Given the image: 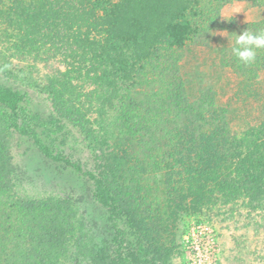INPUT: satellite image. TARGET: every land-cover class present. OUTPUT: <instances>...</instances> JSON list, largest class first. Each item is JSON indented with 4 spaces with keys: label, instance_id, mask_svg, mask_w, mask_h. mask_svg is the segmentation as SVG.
<instances>
[{
    "label": "rangeland",
    "instance_id": "374dc122",
    "mask_svg": "<svg viewBox=\"0 0 264 264\" xmlns=\"http://www.w3.org/2000/svg\"><path fill=\"white\" fill-rule=\"evenodd\" d=\"M140 1L129 0L128 8L118 10L113 7L120 0H95V6L89 10L99 15L109 14L106 25L114 31L115 40L123 41L127 31L134 33L129 25L134 21L131 8ZM155 2L172 11L159 17L165 25L168 22L165 30L154 24L144 40L135 42L133 54L119 50L135 66V53L140 54L139 50L146 52L145 55L141 52L144 62L149 57L141 71L148 80L135 88L146 98L137 95L132 100V105L141 111L136 114L149 118V111L159 112L161 121L171 122L165 126L171 131L162 129L161 125L154 126L155 136L161 138L164 131L165 137H171L183 129L186 120L195 119V102L210 93L213 103L229 112L226 115L229 135L236 141L242 139V143L249 139L245 142L250 144L254 134L251 129L264 122V59L245 60L247 65L241 70H254L252 78L245 80L231 67L221 65V50L235 43L239 36L234 26L254 24V31H260L257 26L264 27V7L245 0H235L220 8H208L203 6V0H193L189 9L186 0ZM187 22L191 28L184 25ZM243 42L246 49L252 44L247 39ZM250 53L247 49L246 55ZM63 59L60 53L51 59L48 69L41 64L39 69L48 73L52 67L63 70ZM130 64L125 66L129 68ZM20 65L29 67L23 62ZM3 77L0 73V81ZM8 83L13 85L12 79L8 78ZM21 90L26 91L25 101L19 106L25 118L19 117L16 125L26 130V134L16 133L6 138L10 143L4 162L8 172L11 169L15 172L7 179V184H15L10 194L12 202L20 207L31 203L35 211L28 220L24 218L26 224H12L18 214L16 210L0 214V242L10 253L0 264H187L182 236L195 217L208 221L217 232L220 248L217 264H264V145L263 151L260 148L257 153L242 148L235 157L231 155L221 171L224 177L214 185L218 187L232 176L230 183L237 169L242 171L241 161L254 158L259 166L257 172L253 170L257 174L254 178L258 184L263 183L258 202L243 193L235 204L203 207L188 197L185 201L163 202L158 209L160 219L153 217L151 221L140 222L142 211L132 201L115 202L106 208L98 207L97 200L91 197L103 188L101 182L114 167V155L127 159L133 151L138 152V147L126 142L118 130L122 119L114 123L107 121L99 127L96 123L88 125L89 116L92 121L98 119V115L89 114V120L86 117L87 121H83L86 128L79 132L73 126L76 110L71 104L59 107L33 89ZM263 135L264 132L260 139L264 142ZM133 156L136 159L128 160L131 168L142 159L140 153ZM26 168L38 169L37 179L25 180ZM241 175L244 176V171ZM15 176L16 183L12 179ZM173 177L177 179L178 175ZM148 185L149 182L142 181V189H149L145 188ZM156 193L160 196L161 192ZM167 193L173 194V189ZM131 213L132 217L128 218Z\"/></svg>",
    "mask_w": 264,
    "mask_h": 264
},
{
    "label": "trees",
    "instance_id": "16d2710c",
    "mask_svg": "<svg viewBox=\"0 0 264 264\" xmlns=\"http://www.w3.org/2000/svg\"><path fill=\"white\" fill-rule=\"evenodd\" d=\"M94 1L0 0V73L4 76L3 81H0V214L16 210L18 214L12 224H26L35 211L30 206L31 203L26 202L20 207L12 202L10 194H13L15 184H7V179H11L10 174L15 172L14 169L8 172L4 162V154L10 143L6 138L13 137L16 133L26 134V130L23 131L16 125L19 117L25 118L19 107L25 101L23 95L26 91L21 90L23 87L45 95L56 106L71 104L70 107L76 110L73 126L79 132L86 128L83 121L86 117L88 119L89 114L98 115V119L92 121L89 116L90 121L86 120L88 125L96 123L99 127L107 121L114 123V120L122 119V127H118V130L125 136L126 142L138 147V152L133 151V155L140 153L142 159L131 168V161L128 160H132L133 155L127 159L114 155V167H111L112 171L101 182L103 188L100 187L98 194L96 192L91 196L97 200L95 204L98 207L111 208V204L115 202L132 201L142 211L139 221L143 222L145 219L151 221L153 217L160 219L159 210L163 202L170 204L171 201H185L188 197L203 207L235 204L243 193L245 197L258 202L257 196L263 183L260 181L258 184L254 178L257 174L254 175L253 170H259L254 158L241 161L244 176L237 169L239 174L230 183L232 176L219 183L218 187L214 185L224 177L221 171L230 161L231 155L235 157L242 148L252 149L251 154L257 153L260 148L263 151L264 142L260 135L264 132V122L251 129L254 134L250 137V144L245 142L249 139L243 143L240 142L242 139L236 141L229 135L226 118L229 112L213 103L210 93H205L201 101L195 102V119L186 120L183 129L171 137H165L164 131V136L156 137L154 126L161 125L162 129L170 132L169 127L165 126L171 122L161 121L159 112L153 114L149 111V118H141L136 114L141 113L136 108L137 105H132L135 96L139 95L143 100L146 98L135 88L140 86L141 81L148 80L141 71L146 68L149 57L144 62L141 58V52L144 51L139 50L140 54L135 53V66L134 63H128L119 50L126 49L133 54L135 42L144 40L147 30L154 24L165 30L168 22L165 25L159 17L170 9L160 6L155 0H141L131 8L134 21L129 25L133 27L134 33L132 30H124L126 33L123 41H117L114 31L106 25L109 14L99 15L89 10L95 6ZM192 1L186 0L187 9L191 7ZM232 1L235 0H203V6L220 8ZM245 1L264 7V0ZM127 3L129 0H120L113 8H128ZM170 13L172 14L171 10ZM189 22L184 24L187 28H191ZM254 27V24L234 26L235 30H239V36L235 35L238 36L235 43L221 50V65L231 67L239 76H244L245 80L254 75V70H241L247 65L245 60H256L258 57L264 59V27L258 25L260 31H254ZM243 39L252 42L247 48L251 52L249 55H246L247 49L243 48ZM139 45L140 43L136 49ZM60 53H63L64 58L63 70L52 67L48 73L39 69L40 64L48 69L51 59ZM21 62L29 67L24 68L20 65ZM127 64H130L129 68L125 66ZM255 66H260V63L257 62ZM8 78L12 79L13 85L8 83ZM258 132L262 133L258 135ZM239 144L243 146H238ZM66 163L69 164L67 159ZM38 172V169L30 171L26 168L25 180L30 182L37 179ZM147 172L150 175H145ZM174 174L178 175L177 179L173 177ZM230 175L229 173L228 176ZM12 179L17 182L16 176ZM140 180L149 182L150 185L145 187L149 189H142ZM240 181L243 183L237 184ZM169 189H173V194H166ZM156 192H161L160 196ZM132 215L133 213L128 218ZM11 240L15 239L12 237ZM16 244H20L19 241ZM9 255V251L0 242V261L7 260Z\"/></svg>",
    "mask_w": 264,
    "mask_h": 264
},
{
    "label": "built area",
    "instance_id": "2783aa9c",
    "mask_svg": "<svg viewBox=\"0 0 264 264\" xmlns=\"http://www.w3.org/2000/svg\"><path fill=\"white\" fill-rule=\"evenodd\" d=\"M187 264H217L220 258L218 235L213 226L194 218L182 236Z\"/></svg>",
    "mask_w": 264,
    "mask_h": 264
}]
</instances>
